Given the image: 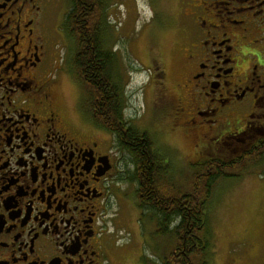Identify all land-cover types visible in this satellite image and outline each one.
<instances>
[{
    "label": "flooded vegetation",
    "instance_id": "obj_1",
    "mask_svg": "<svg viewBox=\"0 0 264 264\" xmlns=\"http://www.w3.org/2000/svg\"><path fill=\"white\" fill-rule=\"evenodd\" d=\"M165 1L179 12L178 24L169 9L164 17L180 37L172 44L174 82L156 49L144 65L155 85L148 108L156 118L135 125L124 106L120 142L99 122L105 95L98 82L87 68L70 66L64 20L72 0H0V264H137L132 240L110 235L109 200L132 170L127 150H175L174 131L191 140L196 165L246 154L259 155L253 167L264 164V0H147V24L161 20ZM65 2L61 21L49 25L54 5ZM89 5L107 21L110 0ZM263 249L264 242L257 245Z\"/></svg>",
    "mask_w": 264,
    "mask_h": 264
},
{
    "label": "rangeland",
    "instance_id": "obj_2",
    "mask_svg": "<svg viewBox=\"0 0 264 264\" xmlns=\"http://www.w3.org/2000/svg\"><path fill=\"white\" fill-rule=\"evenodd\" d=\"M150 2L154 6L155 2L157 4V0ZM67 7L66 2L54 5L50 22L47 23L50 25L61 21L60 16ZM162 8L161 20L157 19L150 24L145 19L149 14L147 0H110L106 14L109 37L106 39L107 49L116 56L118 75L124 89L126 115H130L131 120L138 126L156 118L153 110L148 108L153 99L155 85L151 84L149 73L144 68L147 59L156 49L159 50L167 63L169 85L174 82L177 71L173 60L177 58L178 51L173 50L172 44L180 43L175 28L179 23L178 6L175 2L165 1ZM168 9L176 24L170 19H164L165 13L168 15ZM161 21L165 25L164 31L169 26L168 31L159 32ZM69 45L72 43H67ZM59 54V58L63 59V50ZM64 91L66 101L68 98L71 103L74 97L70 88L65 86ZM158 104L156 110H160L163 104L160 99ZM169 143L175 150L161 151L169 158L174 180L188 187L197 170V150H193L191 140L179 131L169 135ZM224 151L228 158L232 155L230 150ZM224 151L219 153L225 154ZM130 172L127 167L122 180L115 182L114 194L109 200L106 216L111 229L110 235L114 240L119 239V242L127 243L132 240L130 245L139 255L137 264H161V255L172 247L168 246L169 240L158 237L155 221H152L150 214L143 217L136 207L134 196L137 183L130 181ZM207 213L212 245L210 264H231V258L238 264H263L264 249L257 251V245L264 242V164L254 166L237 177L231 176L217 181L213 186ZM132 260L130 258L121 264H133Z\"/></svg>",
    "mask_w": 264,
    "mask_h": 264
},
{
    "label": "trees",
    "instance_id": "obj_3",
    "mask_svg": "<svg viewBox=\"0 0 264 264\" xmlns=\"http://www.w3.org/2000/svg\"><path fill=\"white\" fill-rule=\"evenodd\" d=\"M89 2L84 0L83 4L72 0L73 10L64 20L72 43L70 66L73 70L87 68L92 81L98 82L97 86L105 95L103 104H100L103 116L99 122L106 130L114 131L121 142L125 124L124 89L118 75L116 56L107 49V23L99 20L97 12H100V8H97V15H93ZM77 16L78 24L75 22ZM82 82L81 88L87 100L90 97L89 85ZM117 85L121 86L118 91ZM121 88L117 99L116 93ZM133 132L131 128L125 134L128 136ZM127 152L132 165L129 179L137 183L134 196L136 207L143 217L150 214L152 221H155L158 237L169 240L168 246L172 247L161 255V264H210L212 245L207 211L213 186L219 180L237 177L248 171L259 155L246 154L224 165H220L218 160L196 165L197 170L188 187H184L174 180L170 161L164 162V153L156 150Z\"/></svg>",
    "mask_w": 264,
    "mask_h": 264
}]
</instances>
